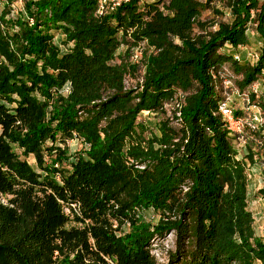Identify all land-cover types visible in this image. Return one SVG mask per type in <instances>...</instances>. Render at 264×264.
Here are the masks:
<instances>
[{
	"label": "trees",
	"instance_id": "16d2710c",
	"mask_svg": "<svg viewBox=\"0 0 264 264\" xmlns=\"http://www.w3.org/2000/svg\"><path fill=\"white\" fill-rule=\"evenodd\" d=\"M212 1L126 0L98 14V0H24L10 16L13 0H4L0 264H264L246 173L247 162H264V119L254 124L232 107L243 120L232 132L218 112L217 75L228 67L264 118L250 89L264 78V0ZM205 10L214 16L202 19ZM250 29L262 44L242 62L223 48L247 45ZM141 43L143 73L128 86L138 65L117 51ZM177 93L158 132L138 119L164 113ZM73 138L86 145L74 155L57 145ZM148 208L156 223L143 219ZM168 234L163 263L151 245Z\"/></svg>",
	"mask_w": 264,
	"mask_h": 264
},
{
	"label": "rangeland",
	"instance_id": "374dc122",
	"mask_svg": "<svg viewBox=\"0 0 264 264\" xmlns=\"http://www.w3.org/2000/svg\"><path fill=\"white\" fill-rule=\"evenodd\" d=\"M24 0H13V2L9 5V8L11 9L10 16L15 15L17 11L22 9ZM205 1V0H201ZM212 4L216 7L221 8L220 3L217 0L212 1ZM6 7V4L2 5L0 4V13L4 11ZM214 16L213 12L211 10H205L201 18L202 19H211ZM224 19H228V15H225L223 17ZM249 43L245 46H240V48H237L238 50H233L231 46H227L226 50L231 53L239 54L240 59L242 62H252L253 58L251 56V52H257L259 51L262 40L259 37V35L252 31L250 29L247 32ZM60 40V36L58 33L55 34L54 41L57 43ZM146 51H148L147 47L145 46V43H141L138 46L132 47L129 52L126 51V46L121 45L117 51L120 55H127L129 54V60L133 63L138 65V70L135 75H131L127 77L126 83L128 86H134L141 78V75L143 73V68L141 67V61H142V54H144ZM137 52V57L133 58V55ZM126 58V57H125ZM117 60V59H116ZM236 77V76H235ZM235 79V78H234ZM233 79V81H234ZM234 88V85H233ZM255 88L258 91L259 99L264 100V78H260L256 82L253 83V86L250 88ZM228 89V92L231 93V105L235 110H239L242 112V115L244 114L248 120H252L254 124H261L263 122V112L260 109L258 105L251 104V106H248L246 108V100L245 96L242 94H237L234 92V90ZM62 92L66 93V87L64 86L62 88ZM181 97V94L177 93L176 96L173 98V100H169L165 102L164 104V113H153V112H147L143 111L139 115V120L143 121L146 125H148L149 129L153 132H158L156 125L158 122L166 117H172L174 114V111H176V108L178 107V104L176 101H178ZM244 112V113H243ZM175 115H177L175 113ZM263 133H264V122H263ZM147 134V133H146ZM52 143L50 141L46 142V145H51ZM60 147H63L66 145V149L69 154L74 155L79 149H82L86 145L78 138H73L66 141V144L58 143L57 144ZM235 147L238 151L239 157L243 156L247 149L245 146L236 143ZM13 150L17 153V155L20 158L26 159V161L36 170L40 171V168L36 165L35 157L32 154L23 155L21 152V149L17 146L13 145ZM264 162H257L254 164H250L247 162L246 165V173H247V179H248V193H247V204L248 209L251 211L254 222H253V228L255 231V234L257 236H260L264 240V195H260L258 193V190L263 186V177H264ZM2 200H4L3 197L0 196ZM141 215L143 216V219L145 221H148L149 223H156L159 219V214L155 212L153 209L148 208L146 210H143L141 212ZM124 228L127 229V225L124 226ZM174 247L173 242V235L168 234L164 238L156 239L151 245V252L155 255L156 258H158L159 261L165 262L167 251L169 249H172Z\"/></svg>",
	"mask_w": 264,
	"mask_h": 264
},
{
	"label": "built area",
	"instance_id": "2783aa9c",
	"mask_svg": "<svg viewBox=\"0 0 264 264\" xmlns=\"http://www.w3.org/2000/svg\"><path fill=\"white\" fill-rule=\"evenodd\" d=\"M126 0H98V8L97 13L103 14L104 12L108 10L114 9L116 6H118L121 2H124ZM4 0H0V4H2ZM251 56L253 58V61L256 59V54L251 52ZM137 57V52L133 55V58ZM234 57L238 60H240L239 54L234 53ZM218 77L220 79V82L223 86V99L218 104V112L220 113L221 117L226 121L228 128L235 133H241V129L243 126V120L241 118H237L234 116L233 108L231 105V93L228 92V89L234 90L237 94H239L238 90L233 88V79L234 75L230 71V69L226 66L222 67L218 71ZM66 87V91L68 90V86ZM231 90V91H232ZM251 91L256 92L257 90L255 88H252ZM246 100V104H248V99ZM248 108V106L246 107ZM252 122V120H251ZM253 123V122H252ZM239 144L244 145V139L240 136L239 138Z\"/></svg>",
	"mask_w": 264,
	"mask_h": 264
},
{
	"label": "crops",
	"instance_id": "0c3cea01",
	"mask_svg": "<svg viewBox=\"0 0 264 264\" xmlns=\"http://www.w3.org/2000/svg\"><path fill=\"white\" fill-rule=\"evenodd\" d=\"M227 46H230V45H229V44H226V45L224 46V48H223V49H227V48H226ZM237 48H240V46H238ZM237 48H236V49H233V50H235V51H236V50H238Z\"/></svg>",
	"mask_w": 264,
	"mask_h": 264
}]
</instances>
